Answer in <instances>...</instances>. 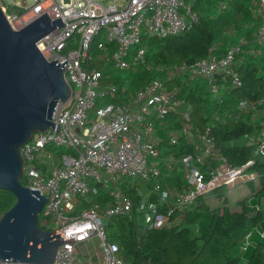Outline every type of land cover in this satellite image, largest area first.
I'll return each instance as SVG.
<instances>
[{"label": "built area", "instance_id": "2783aa9c", "mask_svg": "<svg viewBox=\"0 0 264 264\" xmlns=\"http://www.w3.org/2000/svg\"><path fill=\"white\" fill-rule=\"evenodd\" d=\"M196 1L32 0L29 7L21 8L0 0L1 10L14 30L43 14L51 21L60 18L63 24L36 42L47 61L60 64L65 60L63 75L71 94L54 108L52 119L59 131L35 133L21 146L23 185L39 189L47 197L39 214L41 226L60 232L65 242L57 247L52 264H94L86 249L88 244L96 247L97 264H125L118 245L109 241L104 231L110 217L131 215L132 200L122 189L124 182L136 185L137 191L146 187V197L155 194L165 204L162 213L147 198L141 202L139 211L146 230L171 225L168 215L186 209L198 196L223 185L231 190L239 182L255 178V173L246 172L253 161L231 167L212 135L213 124L193 126L190 106L178 96L176 87L165 86V81L174 78L204 81L211 98L221 103L231 89L242 86L235 69L245 53L242 40L221 55L212 46L204 59L173 64L164 69L162 78L148 82L126 103L104 102L119 99V91L113 84L101 82V71L92 65L93 48L98 52L95 57L115 70L146 65L143 37L166 38L190 30L198 23L193 7ZM250 11L260 19L255 41L264 44V0L252 1ZM110 47L114 49L110 51ZM263 104L264 98L240 99L227 117L238 120ZM170 114L179 115V127L165 130L168 145H177L182 136L191 148L181 157L165 153L158 135L156 125L163 127ZM242 138L241 145L251 148L254 156L264 157L263 123ZM175 169L183 173L185 187L181 191L165 187L161 180L163 172L170 176ZM101 192L107 197L104 203L97 201ZM254 230L264 239L261 226L254 227L242 238L241 253L253 245Z\"/></svg>", "mask_w": 264, "mask_h": 264}, {"label": "trees", "instance_id": "16d2710c", "mask_svg": "<svg viewBox=\"0 0 264 264\" xmlns=\"http://www.w3.org/2000/svg\"><path fill=\"white\" fill-rule=\"evenodd\" d=\"M252 1L254 0L196 1L193 7L198 15V23L178 35L166 38L143 37L146 65H139L137 68L115 70L95 57L98 53L95 47L92 50V65L101 71V82L113 84L119 91V99L108 98L104 102L117 103H126L148 82L162 78L165 75L164 69L173 64L192 63L206 58L212 46H216V54L221 55L229 46L242 40L245 51L242 61L235 64V69L242 79V86L231 89L221 103L211 98L204 81L192 82L187 78L184 81L174 78L165 81V86L168 89L176 87L178 96L183 99L185 105L190 106L193 126L204 127L213 124L212 135L221 155L231 167H240L249 160L253 161L246 172L255 173V178L241 182L252 189V194L232 202L226 194L219 195L220 204L214 206L207 200L209 194L198 196L186 209L168 215L171 225L144 230L139 211L141 202L147 198L148 202L154 204L162 213L166 211L165 204L160 203L155 194L146 197V187L142 186L137 191L136 185L131 187L128 182H124L122 189L132 200L131 215L110 217L105 222L104 231L107 239L118 245L120 257L125 264L264 263V239L256 235L253 237V245L246 252L241 253L239 248L244 235L254 227L259 225L264 231V211L256 209L264 200V157L254 156L249 147L231 143L241 139L246 133L256 132L260 123L264 124V104L256 106L255 112L241 115L238 120L227 117L228 113L234 111L240 99L255 101L264 98V44L255 41L254 34L260 26V19L250 11ZM11 10L17 13L22 11L20 8ZM113 49L110 47L109 50ZM156 127L165 153L173 152L176 157H181L191 152V148L184 144L182 136L178 137L177 145H168L165 130H176L179 127V115H168L163 127ZM170 174L168 176L163 172V185L183 190V173L175 169ZM256 178L257 187L253 183ZM21 183L24 184V181L21 180ZM219 188L214 189L212 194L215 195ZM103 194L104 192H101V195L97 196L100 203L107 199ZM14 202L15 198L9 191L0 189V214ZM38 225L46 229L41 226V218H38Z\"/></svg>", "mask_w": 264, "mask_h": 264}, {"label": "water", "instance_id": "95a60500", "mask_svg": "<svg viewBox=\"0 0 264 264\" xmlns=\"http://www.w3.org/2000/svg\"><path fill=\"white\" fill-rule=\"evenodd\" d=\"M61 27L60 18L51 21L43 14L14 30L0 7V189L15 198L0 214V261L52 264L57 247L65 243L60 232L38 225L47 197L21 183V146L35 133L59 131L54 108L71 94L63 75L65 60L47 61L36 46Z\"/></svg>", "mask_w": 264, "mask_h": 264}, {"label": "rangeland", "instance_id": "374dc122", "mask_svg": "<svg viewBox=\"0 0 264 264\" xmlns=\"http://www.w3.org/2000/svg\"><path fill=\"white\" fill-rule=\"evenodd\" d=\"M5 1L12 3V4L17 3V4H19V6L21 8H27L32 4V0H5ZM243 142H244V140H243V138H241V139L235 140L234 142H231V143L241 145ZM241 182H243V181H241ZM241 182H239L237 185H235L231 190L228 189L227 185H223L217 190L218 192L215 195L212 194V192H211L209 194V196L207 197L209 204L211 206H214L216 204H220L218 201L219 195L223 196L224 194H226L229 201L232 202V201H235L239 197L249 196L250 194H252V192H253L252 189L249 186H247L245 183H241ZM253 183H254L255 187H257L258 179L256 178L253 181ZM233 208H235V207H233ZM262 208L264 210V206ZM263 217H264V213H263ZM38 218H40V217L38 216ZM254 236H256V230H254L253 237ZM83 249H84V247H81V251H83ZM91 251H93V250H91ZM247 256H248V253H246L245 257H247Z\"/></svg>", "mask_w": 264, "mask_h": 264}, {"label": "crops", "instance_id": "0c3cea01", "mask_svg": "<svg viewBox=\"0 0 264 264\" xmlns=\"http://www.w3.org/2000/svg\"><path fill=\"white\" fill-rule=\"evenodd\" d=\"M263 206H264V200L261 201V204L259 205V208L260 209H263L262 208ZM86 249L88 250L89 255H92V261H93V263L94 264H97V251H96V247L95 246H91V244H88ZM91 250H93V251H91Z\"/></svg>", "mask_w": 264, "mask_h": 264}]
</instances>
